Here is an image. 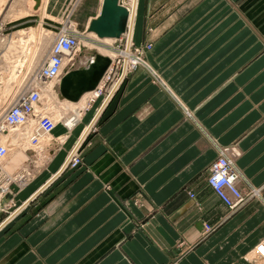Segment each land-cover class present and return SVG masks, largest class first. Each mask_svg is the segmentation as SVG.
<instances>
[{
	"label": "crops",
	"instance_id": "crops-1",
	"mask_svg": "<svg viewBox=\"0 0 264 264\" xmlns=\"http://www.w3.org/2000/svg\"><path fill=\"white\" fill-rule=\"evenodd\" d=\"M219 5L214 28L204 21L210 7L190 14L204 15L201 39L189 38L188 18L159 23V39L145 57L150 68L125 75L84 142L85 132L79 136L102 101L93 112L86 109L31 181L12 184L13 215L0 225V264L259 263L264 0ZM138 6L139 0L131 26L137 41L143 37L138 23L152 13L141 8L136 19ZM175 9L157 15L173 17ZM77 150L79 164L47 184ZM221 150L239 170L242 190L255 192L237 211L207 182ZM10 213H0V223Z\"/></svg>",
	"mask_w": 264,
	"mask_h": 264
},
{
	"label": "rangeland",
	"instance_id": "rangeland-1",
	"mask_svg": "<svg viewBox=\"0 0 264 264\" xmlns=\"http://www.w3.org/2000/svg\"><path fill=\"white\" fill-rule=\"evenodd\" d=\"M33 1L34 0H0V58H1L0 59V114L4 106L13 97L16 98L18 95H20L21 92L24 91V88L29 86V84L35 85L34 77L37 73V69L46 59L48 52L51 49L50 46L54 41L55 34L59 33L60 30L64 27L65 23L69 20L75 24L77 30L80 33L86 32L87 22L91 19L90 18L91 16L95 17L97 15L101 2V0H40V1L38 0L39 3L37 2L38 3L37 9H35L33 5L34 4ZM209 1H210V5L207 6L206 4L208 0H178V2L174 1L173 5H171L172 3L171 0H139L138 16L136 17V19H138V17H140L141 19V16H139L140 13L139 9L141 8L150 9L152 13L149 16L146 17L143 16L142 22L138 23V24H142L141 27L143 28V32H142L143 37L138 41L135 40V33H136V28H135L134 38L131 45L129 46L130 56H131L130 60L124 58L121 53L124 49H126L127 46L126 39L124 38L115 39L113 41H102L91 35H85L84 37L80 38L81 39L80 49L79 51L76 52L77 54L75 53L72 55V58L76 59L78 58V56H80V54L81 55L89 54L95 56L96 53H100L99 50L114 52L116 56L114 61H112L109 67L110 72L108 76L106 77V79L102 80L103 85L99 95L97 96V98L92 99L89 102L85 110L81 111L82 115L80 116V119H77L75 126L79 123L80 120H83L86 109H87V114L90 113L91 111L93 112L96 106L104 99V97L110 92V90H112L117 80L123 74L125 59L127 60L126 62L127 71L125 75L139 66L150 68L149 65H147L146 63L145 57L149 54V52L153 50L156 42L159 39V38L158 39L155 38L157 33L156 29L158 28L159 23L169 22L168 24H170L173 18V23L180 24V23H184V21L188 18L189 23L192 24L190 27V29H192L191 30L192 33L189 36V38L192 37L195 39L202 38V25H203L202 23L204 21L210 22L211 20L212 28H214L218 22L220 5H219V0H209ZM171 6L176 8L173 11L174 14L173 17H171L170 15L163 17L157 15L158 10L160 8H169ZM199 7L202 10L203 8L210 7L207 8L211 10L210 15L209 16L207 15L205 19H204V15L202 14L190 15L193 9L195 10ZM136 26H137V20H136ZM33 30L35 36L34 38L31 39L32 42H30L31 40H29L30 42V43L28 42L29 45H26L27 43H25L26 46L24 47L25 48V52H24L21 46L17 45L19 44L18 39L21 38L26 39L28 34ZM184 33L185 32H183V34ZM9 39L16 40L14 46L15 48L12 47V50H10L11 47L10 48L8 46L6 47L5 42L8 41ZM3 52L6 53L9 52L8 58L7 57L6 58L9 59L10 61L6 60L4 56L2 57V55H5V53L3 54ZM22 55H25V57L24 56L22 57ZM21 57L22 60H24L22 67L20 66L19 70H13L14 68L12 69L11 66L14 67L16 64H19L18 60L21 59ZM70 113L72 112L67 111L64 116H68ZM49 117H51L52 119L51 115ZM64 118L65 117H62L61 119H58L54 123L55 124L54 130L57 128L59 130H63L64 132H62L57 136H54L53 134L54 130H53V132L50 133L52 135V138L50 139L53 141L48 139L47 134L42 135L43 137L41 136L42 138H40V142H39L40 144H38V146L37 145L32 146L29 142L23 144V142H26V140L23 141L19 140V142L17 143L16 142L13 143L11 141L9 142L8 140H6L7 138L5 139V137L0 136V143L6 144L9 149V154L7 156L6 161L4 160L5 161L4 164L0 166V187H6L8 189L7 193L3 194L4 198L0 200V213H7L8 211L9 213L11 212L10 211L11 207L14 205V197H13L14 192L12 190V184H18L13 181V179L17 176L18 172L21 171L28 164L32 163V165H34L35 174H36V171L37 172L41 171L44 161L48 160L46 159L43 161L42 160L38 161L39 159L38 160L36 159L33 160L32 162L28 161L27 158L29 154L28 153L26 154V150H27L26 148L35 147L39 150V153L42 154L43 152L45 154L46 152H49L46 151L47 148H49L50 146H54L56 148V150L53 148L55 150L54 152H57L59 148H61L60 147L61 143L59 141V138L62 135H64V133L66 134L75 128V126L71 129L68 128L66 126ZM2 138L8 143L3 141ZM43 147H45L46 152H44V150L42 149ZM78 150L80 151V149ZM78 150L76 152L77 155L79 153ZM19 152L20 153L23 152L22 155ZM54 152L50 153V155L53 156L52 154H54ZM24 153L25 156H23ZM18 154H20L23 157H21ZM13 156L14 157L18 156L20 161L19 159L14 158ZM11 158H13V160ZM12 161L15 162V164L17 162L16 165L18 164L19 165L16 166ZM10 163L14 164L16 167L13 165L10 166ZM237 171L239 172L238 169ZM28 182L24 183L20 187L23 188V186L26 185ZM245 193L248 196H250V194L251 196H255L254 191L245 192ZM11 215L12 213H10V215H8L0 223V225L3 224V222L6 221L7 218Z\"/></svg>",
	"mask_w": 264,
	"mask_h": 264
},
{
	"label": "built area",
	"instance_id": "built-area-1",
	"mask_svg": "<svg viewBox=\"0 0 264 264\" xmlns=\"http://www.w3.org/2000/svg\"><path fill=\"white\" fill-rule=\"evenodd\" d=\"M85 35H88L87 30L80 33L73 22L67 21L60 32L55 34L54 41L50 46L51 49L44 62L37 69L35 78L40 81L61 80L69 71L75 69V59L72 58V55L79 51L80 38ZM40 101L37 83L35 85L29 84L17 98L13 97L4 106L0 114V133L7 135L16 130L17 127L37 120V124L34 127L35 131L26 132V135L23 134L25 137L22 139L27 140L32 146L38 145L40 142L39 134H49L55 128L53 120L39 109ZM53 148L56 150L54 146H50L46 150L49 152L44 151L46 153L42 152V155L38 154L35 147L28 148L26 150V154H29L27 160L30 162L36 159H39L38 161L46 160L50 153L55 151ZM8 153V148L0 145V159L7 157ZM79 162L78 155H72L67 167H75ZM34 174V165L30 163L18 172L13 181L22 186L27 181H30ZM207 182L231 211H237L250 199V196L242 190L240 174L234 165L233 159L225 150H221L219 156L211 163ZM7 191L6 187H0L1 193L5 194ZM190 195L191 197L195 196L194 193H190ZM212 229V226L205 225L206 232H210ZM256 249L259 256L258 264H264V239L258 243Z\"/></svg>",
	"mask_w": 264,
	"mask_h": 264
},
{
	"label": "bare ground",
	"instance_id": "bare-ground-1",
	"mask_svg": "<svg viewBox=\"0 0 264 264\" xmlns=\"http://www.w3.org/2000/svg\"><path fill=\"white\" fill-rule=\"evenodd\" d=\"M40 1V0H39ZM39 1L38 0H34L33 1V5H34V8L35 9H37V4L39 3ZM38 2V3H37ZM102 2H103V0H101V2H100V6H99V10H98V13H97V15L94 17V18H92V19H90L88 22H87V26H86V28L89 26V24H90V22L93 20V19H95L97 16H98V14L100 13V10H101V7H102ZM120 2L122 3V5H124L125 7H127L128 8V10H129V21H128V28L126 29V32L124 33V34H122V36L120 37V39L121 38H124V39H126V43H127V46H126V49H124L121 53H122V55H123V57L124 58H126V59H128V60H130V58H131V56H130V50H129V46L131 45V43H132V41H133V38H132V35H133V33H134V31H133V27H131L132 26V20L134 19V16H133V9L136 7V4H137V0H127V2H126V0H120ZM76 3V2H75ZM74 24V23H73ZM88 32V35H91V36H94V37H96V38H98V39H100V40H102V41H113V40H115V39H119V38H100V37H98L94 32H91V31H87ZM34 36H35V33H34V30L32 31V32H30L29 34H28V36L26 37V39H24V38H21V39H18V43L19 44H17L18 46L20 45L21 46V48L23 49V51L25 52V46L26 45H29V43L30 42H32V38H34ZM14 39V38H13ZM17 39V38H16ZM29 40H31L30 42H29ZM29 42V43H28ZM6 43V47L8 46L9 48L11 47V49L10 50H12V47L13 48H15L14 46H15V43H16V40H12V39H9L8 41H6L5 42ZM25 43H27L26 45H25ZM90 44V43H89ZM29 47V46H28ZM4 48V47H3ZM17 48V47H16ZM6 50V49H5ZM4 50V51H5ZM9 50V51H10ZM7 52V51H6ZM6 52H3V54L5 53V55H2V57L4 56V58L6 59V60H9V59H7L8 58V54H9V52L8 53H6ZM27 52V51H26ZM99 52L100 53H104V55H107L108 57H110L111 59H112V61H114V59H115V53L114 52H111V51H100L99 50ZM24 54V53H23ZM77 54V53H76ZM26 55V54H25ZM25 55H22V57L24 56L25 57ZM78 56V55H77ZM7 57V58H6ZM10 57V56H9ZM22 57H21V59H19L18 61V63L19 64H14L15 66L14 67H12L11 66V68L13 69V70H19V68H20V66L22 67V65H23V62H24V60H22ZM94 55H89V54H83V55H81L80 54V56H78V58H76L75 59V63H74V66H75V68H78V67H81V66H87L91 61H93L94 60ZM1 59V58H0ZM125 59V61H124V68H123V73H124V75H125V73H126V62H127V60ZM2 60H3V58H2ZM67 60H69V59H67ZM10 61V60H9ZM20 63H21V65H20ZM68 64H69V62H67ZM16 67V68H15ZM18 68V69H17ZM11 69V70H12ZM11 72V71H10ZM109 72H110V69L108 70V72L105 74V76L103 77V79H106V77L108 76V74H109ZM15 74V73H14ZM123 75V74H122ZM13 76V75H12ZM36 76V75H35ZM102 79V80H103ZM120 79H121V77H120ZM120 79L117 81V85H115L113 88H112V90L114 89V88H116L117 86H118V84H119V81H120ZM102 80H101V82H100V84H99V86L95 89V90H93V91H88V92H85L83 95H82V97L78 100V101H70V100H67V99H63V98H61L60 97V86H61V82H62V79L61 80H45V81H40V80H38V79H36L35 77H34V81H35V83H37V86H38V89H39V92H40V99H41V101H40V106H39V109L43 112V114H45V115H47V116H52V120H53V122L55 123L58 119H61L62 117H65L64 118V121H65V123H66V126L68 127V128H73L74 126H75V124H76V122H77V119H80V116L82 115V110H85V108L88 106V104H89V102L92 100V99H95V98H97V96L99 95V93H100V90H101V88H102V85H103V82H102ZM42 83V84H41ZM111 90V91H112ZM19 96V95H18ZM17 96V97H18ZM107 96H108V94L104 97V99L102 100V104H103V102L104 101H106V98H107ZM16 97V98H17ZM102 104L99 106V108L97 109V111L96 112H98L99 110H100V107L102 106ZM67 111H71L72 113H70L68 116H64L65 115V113L67 112ZM95 112V114L90 118V120H89V122L85 125V127L83 128V130H82V132H81V134H80V136H79V138L84 134V132H86V130L88 129V125H90L92 122H93V120H95V118H96V113ZM49 114V115H48ZM94 117V118H93ZM51 118V117H50ZM36 124H37V120H33V121H30L28 124H26V125H21V126H19V127H17V129L16 130H13L12 132H10L9 134H7V135H3V134H1L0 133V136L1 137H5V139L6 140H8L9 142L11 141V142H13V143H17V142H19V140L21 141H23V139L22 138H24L25 137V135H26V132L27 133H29L30 131H34V127L36 126ZM52 133V132H51ZM23 134H25V135H23ZM42 135H44V134H39V136H40V138H42L43 136ZM48 135V139H50V138H52V135L49 133V134H47ZM69 135H70V132H68V133H64V135H62L60 138H59V141H60V143L61 144H63V143H65V141L67 140V138L69 137ZM21 136H23V137H21ZM42 136V137H41ZM79 138H78V140H79ZM2 140H3V138H2ZM51 140V139H50ZM3 141H5V140H3ZM51 141H53V140H51ZM58 141V140H57ZM5 142H7V141H5ZM28 141L26 140V142H23V144L24 143H27ZM8 143V142H7ZM52 143V142H51ZM50 143V144H51ZM56 143V142H55ZM81 143V142H80ZM40 144V143H39ZM0 145H3V146H5L6 148H8V146L6 145V144H1L0 143ZM38 146V145H37ZM49 146V145H48ZM17 147H19V146H17ZM29 148V147H28ZM28 148H26V149H28ZM44 151H45V147H43L42 148ZM9 150V149H8ZM36 150H37V152H38V154L39 155H42L41 153H39V150L36 148ZM77 151H75L74 153H73V156L75 155V154H77L76 153ZM20 153V152H19ZM23 153V152H22ZM22 153H20L21 155H22ZM9 154V153H8ZM20 154H18V155H20ZM20 155V156H21ZM16 156V155H15ZM23 156H25V153H24V155ZM23 156H21V157H23ZM51 155H49L48 157H47V159L50 157ZM14 157V156H13ZM14 158H17V159H19L18 158V156L17 157H14ZM6 159H7V157H5V158H3V159H0V166H2L3 164H4V162L6 161ZM12 160H13V158H11ZM11 159H10V161H11ZM22 159V158H21ZM5 160V161H4ZM14 161H15V159H14ZM19 161H20V159H19ZM13 162V161H12ZM14 164H15V162H13ZM9 164V163H8ZM14 164H11L10 163V166H15L16 164H17V162H16V164L14 165ZM9 166V167H10ZM16 167V166H15ZM28 182V181H27ZM3 198V193H1L0 192V200ZM26 205V204H25ZM12 217V216H11Z\"/></svg>",
	"mask_w": 264,
	"mask_h": 264
},
{
	"label": "water",
	"instance_id": "water-1",
	"mask_svg": "<svg viewBox=\"0 0 264 264\" xmlns=\"http://www.w3.org/2000/svg\"><path fill=\"white\" fill-rule=\"evenodd\" d=\"M129 21V10L127 7L122 5L120 0H103L102 7L98 16L93 19L87 31L94 32L100 38H120L122 34L126 32ZM94 60L91 61L87 66H81L69 71L62 79L60 86V97L70 101H78L85 92L95 90L112 63V60L107 55L102 53H96ZM124 73L121 75V79L116 88L108 93L106 101L103 102L100 110L97 112L95 120L89 125L85 134L81 138L80 142H84L86 137L89 135L93 125L96 123L100 114L103 112L105 106L110 100L115 90L120 86L124 79ZM73 155V152L68 157L67 161L63 165L62 169L50 179L47 183L49 184L55 179L69 164V161ZM45 185V187L47 186ZM42 190V189H41ZM39 194V191L35 193L26 204H28L34 197ZM20 207L19 209H21ZM18 209V210H19ZM15 213V212H14ZM13 215V214H12ZM11 215V216H12ZM9 216L7 219H9ZM4 221L3 223H5Z\"/></svg>",
	"mask_w": 264,
	"mask_h": 264
}]
</instances>
